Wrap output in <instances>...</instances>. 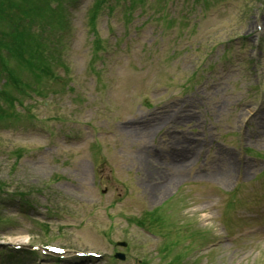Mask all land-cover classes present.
I'll return each mask as SVG.
<instances>
[{
  "label": "rangeland",
  "instance_id": "obj_1",
  "mask_svg": "<svg viewBox=\"0 0 264 264\" xmlns=\"http://www.w3.org/2000/svg\"><path fill=\"white\" fill-rule=\"evenodd\" d=\"M95 1L82 0L69 16L67 36L47 41L56 47L53 70L65 83L37 78L29 92L36 80L11 70L28 90H15L21 103L0 121V246L23 239L70 254L57 263L38 251L28 257L33 264H120L111 257L123 241L131 256L159 264L155 251L162 241L129 222L152 212L217 243L210 253H192L188 264H264V242L227 241L232 226L223 228L217 196L262 167L245 152L264 150V95L255 87L263 83L264 92V0H223L191 23L200 13L177 15L186 8L181 0L171 9L179 17L174 33L164 32L163 42L155 35L166 23L153 20L130 35L121 16L111 19L106 8L92 34L87 25ZM12 8L0 0V23ZM95 39L105 43L101 52ZM173 40L180 49L170 60ZM155 43L159 50H150ZM116 44L121 49L114 54ZM163 185L167 189L158 190ZM23 200L34 209L20 210ZM192 239L184 238L174 256L184 244L203 243ZM75 252L100 258L79 259ZM18 255V262L0 264H32ZM171 256L162 255V264Z\"/></svg>",
  "mask_w": 264,
  "mask_h": 264
},
{
  "label": "bare ground",
  "instance_id": "obj_2",
  "mask_svg": "<svg viewBox=\"0 0 264 264\" xmlns=\"http://www.w3.org/2000/svg\"><path fill=\"white\" fill-rule=\"evenodd\" d=\"M150 173H151V171H150ZM151 175H152V176H157V175L154 174L153 172H152ZM164 189H167V186H166V185H163L162 187H159V188H158V190H160V191H162V190H164Z\"/></svg>",
  "mask_w": 264,
  "mask_h": 264
},
{
  "label": "trees",
  "instance_id": "obj_3",
  "mask_svg": "<svg viewBox=\"0 0 264 264\" xmlns=\"http://www.w3.org/2000/svg\"><path fill=\"white\" fill-rule=\"evenodd\" d=\"M15 32L17 33V31L15 30ZM17 35V34H16ZM16 35H14V37L16 36ZM15 41H17V40H15Z\"/></svg>",
  "mask_w": 264,
  "mask_h": 264
}]
</instances>
